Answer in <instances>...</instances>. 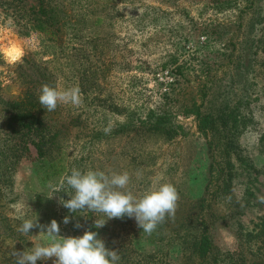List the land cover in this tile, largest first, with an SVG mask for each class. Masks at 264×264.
Returning <instances> with one entry per match:
<instances>
[{
  "label": "rangeland",
  "instance_id": "rangeland-1",
  "mask_svg": "<svg viewBox=\"0 0 264 264\" xmlns=\"http://www.w3.org/2000/svg\"><path fill=\"white\" fill-rule=\"evenodd\" d=\"M40 2L65 12L64 51L58 59L43 51L41 34H27L25 28L27 9ZM69 18L79 21L78 25ZM75 30L77 40L70 37ZM79 44L84 49L96 47V57L87 60L76 53L73 45ZM13 50L20 53L16 60L8 56ZM33 62L42 67L48 64V70L56 73V87L62 90L79 86L75 75L82 72H95L96 77L85 93L80 88L79 106L59 104L64 130L59 136L62 167L39 161L30 147L3 192L0 264H16V251L46 243L39 228L27 235L18 231L24 219H38L42 225L55 219L65 238L82 236L86 230L96 232L106 248L118 251V264H180L182 239L195 234L184 218L196 214L200 203L205 219L209 222L208 214L213 217L208 235L220 252L242 251L238 239L242 243L246 234L261 228L264 0H0V93L38 112L28 89L39 90L44 82ZM206 91L221 93L213 98L216 107L227 97L230 106L237 103L245 125L230 155L232 180L227 192L214 193L218 173L210 169L207 138L197 118L187 113L201 104ZM112 105L133 112L165 109L177 132L165 137L141 129L124 130L125 117L108 112ZM109 125L114 133L99 134ZM60 168L64 173L57 175ZM72 168L127 172L130 182L125 191L135 196L170 183L179 196L174 215L166 216L149 235L127 216L107 221L103 213L87 209L71 213L59 199H70L67 193L73 190L62 177L70 175ZM0 185L5 184L0 181ZM66 216L68 224L63 222ZM96 218L107 221L103 228L95 227ZM247 247L243 251L254 250Z\"/></svg>",
  "mask_w": 264,
  "mask_h": 264
},
{
  "label": "trees",
  "instance_id": "trees-1",
  "mask_svg": "<svg viewBox=\"0 0 264 264\" xmlns=\"http://www.w3.org/2000/svg\"><path fill=\"white\" fill-rule=\"evenodd\" d=\"M63 15H65L64 11H58L51 6L46 7L42 2L39 6L27 9L25 25L27 34L28 32L41 34L43 51L52 54L53 57H56L55 59H58L64 51V39L61 36L64 25L62 22ZM69 19L74 21L75 26L78 25L79 21L74 18ZM77 31L75 30V33L70 35L74 40L79 38ZM84 48L86 47L81 44L73 45V50L80 53L87 60L96 57V47ZM81 64L80 62L79 67H81ZM43 65L45 67L39 66L35 62L32 64L37 71L40 70L37 76L42 79L43 84L56 87V73L50 69L48 70V64L43 63ZM53 70L55 69L53 68ZM95 77V72H82L75 75L78 80L77 83H79L78 87L82 88L84 93L88 84H94ZM39 79L35 81L37 84ZM28 91L31 92L32 99L40 108L38 112H33L15 99H7L0 93V181L5 184L4 186L0 185V199L3 192L7 190L6 188L10 187L16 167L20 164L23 154L28 152L30 147L35 149L39 161H46L52 167H62L60 158L63 149L59 146V136L64 133V130L60 119L59 104L56 110L48 112L39 103V90L33 88L28 89ZM202 95L203 101L201 104L194 105L193 109L191 111L188 109L187 113H191L197 118L199 130L205 133L207 138L210 169L214 168L215 173H218L214 193L219 189L227 192L232 180L230 155L232 150L237 147V137L241 134L245 125L241 122L242 115L237 103L230 106L227 97L223 103H220V106L216 107L213 104V98L222 96L220 92H212L209 95V91H206ZM206 98L210 99L205 101ZM108 108L110 109L108 112L125 117V122H122L124 130L137 131L141 129L148 135L161 134L170 137L176 134L178 129L170 120L172 117L165 109H147L145 111L141 109V111L133 112L120 111L114 105ZM122 111L123 113H120ZM143 113L145 115L142 120L141 115ZM52 119L54 123L48 121ZM112 133L114 132L111 131L109 134ZM99 134L107 135L104 132ZM260 144L264 147V135L260 140ZM63 173V168L56 171L57 175ZM196 209V214L184 218L185 222L190 223L191 228L193 227L195 234H190V237L186 240L182 239V249H180L182 262L180 264H264V222H262L261 228L256 233L246 234L247 239L244 242L241 243L238 239L242 251L240 250L236 254L223 253L212 245L208 235L212 215L208 214V222L203 215V204H199V209L196 205ZM246 247L254 250L243 251ZM248 254L250 257H247Z\"/></svg>",
  "mask_w": 264,
  "mask_h": 264
},
{
  "label": "clouds",
  "instance_id": "clouds-1",
  "mask_svg": "<svg viewBox=\"0 0 264 264\" xmlns=\"http://www.w3.org/2000/svg\"><path fill=\"white\" fill-rule=\"evenodd\" d=\"M8 55L16 60L20 53L10 52ZM38 100L48 112L56 110L58 104L79 106L82 103L78 86L62 90L49 84L41 86ZM104 132L109 134L111 125ZM62 181L73 191L67 193L70 199L64 200L61 197L59 204L71 213L87 209L88 212L103 213L107 221L127 216L134 218L137 226L149 235L164 222L166 216L174 215L179 198L176 188L170 183L151 187L135 196L130 190L125 191L130 182L127 172L106 174L104 171L82 172L72 168L71 174L66 173ZM107 221L96 218L95 227L103 228ZM63 222L68 224L70 218L64 217ZM76 227L81 225L76 224ZM33 228L40 229L41 234L47 238L46 243L35 244L22 252L16 251V264H37L38 260L53 257V264H118L120 260L118 251L106 248L104 241L97 238L96 232L86 230L82 236L65 238L59 234L60 226L55 219L48 225L39 224L38 219H24L18 231L27 235Z\"/></svg>",
  "mask_w": 264,
  "mask_h": 264
},
{
  "label": "bare ground",
  "instance_id": "bare-ground-1",
  "mask_svg": "<svg viewBox=\"0 0 264 264\" xmlns=\"http://www.w3.org/2000/svg\"><path fill=\"white\" fill-rule=\"evenodd\" d=\"M18 50H19V49H18ZM15 52H17V51H16V50H13V51H12V53H15ZM8 56H9V55H8Z\"/></svg>",
  "mask_w": 264,
  "mask_h": 264
}]
</instances>
